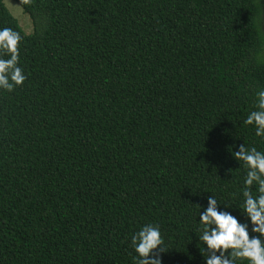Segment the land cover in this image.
<instances>
[{
  "label": "trees",
  "instance_id": "1",
  "mask_svg": "<svg viewBox=\"0 0 264 264\" xmlns=\"http://www.w3.org/2000/svg\"><path fill=\"white\" fill-rule=\"evenodd\" d=\"M13 1L33 27L0 0L27 75L0 89V264H134L146 223L163 264H205L199 212L246 222L234 152L264 151L263 0Z\"/></svg>",
  "mask_w": 264,
  "mask_h": 264
},
{
  "label": "clouds",
  "instance_id": "2",
  "mask_svg": "<svg viewBox=\"0 0 264 264\" xmlns=\"http://www.w3.org/2000/svg\"><path fill=\"white\" fill-rule=\"evenodd\" d=\"M21 35L8 27L0 28V89L13 91L27 79L20 66ZM255 107L245 125L254 127L255 135L264 139V88L255 93ZM246 169L239 207L246 222L229 211H221L215 196L208 197V206L199 212V235L205 264H264V151L255 146L234 152ZM201 208V207H200ZM251 225V228H250ZM255 233L257 235H251ZM136 255L134 264H163L165 241L159 224L146 223L131 235Z\"/></svg>",
  "mask_w": 264,
  "mask_h": 264
},
{
  "label": "rangeland",
  "instance_id": "3",
  "mask_svg": "<svg viewBox=\"0 0 264 264\" xmlns=\"http://www.w3.org/2000/svg\"><path fill=\"white\" fill-rule=\"evenodd\" d=\"M4 3L12 15L19 21L26 32H31L33 21L25 14L18 3L13 0H4Z\"/></svg>",
  "mask_w": 264,
  "mask_h": 264
},
{
  "label": "flooded vegetation",
  "instance_id": "4",
  "mask_svg": "<svg viewBox=\"0 0 264 264\" xmlns=\"http://www.w3.org/2000/svg\"><path fill=\"white\" fill-rule=\"evenodd\" d=\"M263 3H264V0H263Z\"/></svg>",
  "mask_w": 264,
  "mask_h": 264
}]
</instances>
